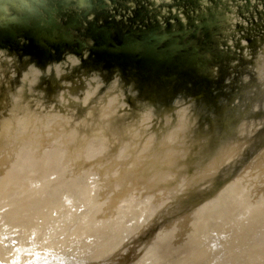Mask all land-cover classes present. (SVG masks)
Returning a JSON list of instances; mask_svg holds the SVG:
<instances>
[{
	"label": "water",
	"instance_id": "obj_1",
	"mask_svg": "<svg viewBox=\"0 0 264 264\" xmlns=\"http://www.w3.org/2000/svg\"><path fill=\"white\" fill-rule=\"evenodd\" d=\"M0 264H264V0H2Z\"/></svg>",
	"mask_w": 264,
	"mask_h": 264
},
{
	"label": "clouds",
	"instance_id": "obj_2",
	"mask_svg": "<svg viewBox=\"0 0 264 264\" xmlns=\"http://www.w3.org/2000/svg\"><path fill=\"white\" fill-rule=\"evenodd\" d=\"M2 2V0H0ZM21 4H23L25 7H27V0H21Z\"/></svg>",
	"mask_w": 264,
	"mask_h": 264
}]
</instances>
